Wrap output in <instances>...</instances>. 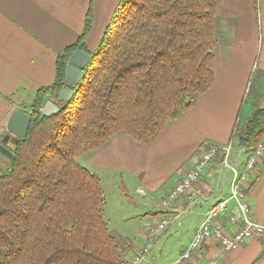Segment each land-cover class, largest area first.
Returning <instances> with one entry per match:
<instances>
[{"label": "trees", "instance_id": "1", "mask_svg": "<svg viewBox=\"0 0 264 264\" xmlns=\"http://www.w3.org/2000/svg\"><path fill=\"white\" fill-rule=\"evenodd\" d=\"M93 3L78 40L58 54L53 83L21 107L32 118L0 173V264H131L105 218L102 178L77 158L121 132L154 143L214 83L221 0H120L91 51ZM77 49L92 55L82 80L43 115ZM261 141L264 106L245 120L237 146L249 152Z\"/></svg>", "mask_w": 264, "mask_h": 264}, {"label": "crops", "instance_id": "2", "mask_svg": "<svg viewBox=\"0 0 264 264\" xmlns=\"http://www.w3.org/2000/svg\"><path fill=\"white\" fill-rule=\"evenodd\" d=\"M119 1L94 0L93 25L87 38L91 51L98 46ZM89 2L0 0V136L6 133V123L12 112L30 105L38 89L53 83L57 56L78 40ZM215 30V79L198 104L170 122L163 134L150 145L140 143L127 133L116 134L98 149L93 163L108 169H124L134 177L142 178L153 169L165 165L172 168L177 165L175 163L182 165L194 157L192 164L167 188L165 198L196 163L203 141L226 144L232 140L240 111L249 98V113L264 106V0H258L257 6L255 0H221ZM249 87L250 95L245 101ZM239 153L241 157L246 156L244 160H238ZM248 155V151L241 154V148H237L233 163L238 161L242 167ZM219 176L222 178L218 179ZM218 177L214 182L219 191L205 189L203 197L195 200L181 197L175 203L170 210L173 219L155 238L152 249L140 264H173L179 259L190 246L207 211L230 193L232 178L229 181V172H219ZM130 186L139 195L145 193L143 187L146 185L140 179L139 182H130ZM247 195L253 217L264 224V171L258 164L249 177ZM160 210L159 218L146 228H140L134 241L124 242L128 256L145 246L149 229L166 216L168 210ZM191 214L196 215L195 225H199L192 228L180 246H170L167 234L176 227L170 230L169 226H174L173 223L182 218L184 222L179 221L176 231L182 230ZM227 217L228 213L224 212L221 220L231 230ZM213 259L215 264H264V234L246 238L232 251H225L215 237L207 238L182 264H207Z\"/></svg>", "mask_w": 264, "mask_h": 264}, {"label": "built area", "instance_id": "3", "mask_svg": "<svg viewBox=\"0 0 264 264\" xmlns=\"http://www.w3.org/2000/svg\"><path fill=\"white\" fill-rule=\"evenodd\" d=\"M233 147L234 141L231 140L226 144H210L202 149L193 167L162 200L161 207L168 210L166 216L149 229L146 245L142 248L140 254L130 262L131 264H140L145 259L146 254L154 245L155 238L164 232L171 219H173L174 216L170 213V210L174 208L175 203L184 196L191 200L203 197L206 195L205 189L211 192L219 191L218 184H215L214 181L219 172L224 170L232 171L228 197L219 199L207 211L190 246L173 264H182L184 260L192 256V253L199 248L205 239L210 237H215L225 251H232L241 246L246 238L264 234V224L253 217L252 207L247 195L249 177L264 153V141L248 152L249 155L240 168L236 167L235 163L230 162ZM243 152L247 151L241 148V154ZM218 157H221L219 165L215 162ZM240 159L241 155L239 153L238 160ZM224 212H229L227 222L231 230H228L221 220ZM215 263L216 261L213 259L207 264Z\"/></svg>", "mask_w": 264, "mask_h": 264}, {"label": "rangeland", "instance_id": "4", "mask_svg": "<svg viewBox=\"0 0 264 264\" xmlns=\"http://www.w3.org/2000/svg\"><path fill=\"white\" fill-rule=\"evenodd\" d=\"M249 90L250 87L246 93L245 101L248 100V97L250 95ZM250 105L251 102L249 98V100L244 103L243 108L240 111L237 120L238 130L234 140V148L230 156V162H233L237 158V141L239 138L240 130L243 127L247 117L251 116L252 114L249 113ZM5 131L7 130L5 129ZM210 142L212 141H203V144L200 146V148L207 147L208 145H210ZM13 144L14 143L9 142V144L7 145L8 148L11 149L10 147ZM97 151L98 150H93L80 155L77 158V162L87 167L90 171L97 173L102 178L103 188L107 196L105 218L109 222L111 231L116 237L118 243L122 246L126 241H134L139 233L140 228H146L150 225L151 222H154L159 218V216L162 214L160 212V209L164 210L161 207V203L164 199L163 196L167 188L172 186L177 178L182 175L183 172L192 164L194 157L189 158V160L187 159L182 165L181 163H175L177 165L172 168L168 165H165L162 168H158L156 170L153 169L149 173H146V175H143L142 178H140L134 177L131 173L124 169H108L101 165H98V163H93V156L97 153ZM245 157V155H242V160H244ZM237 162H235V164H237L236 167L240 168L238 164L239 162ZM258 165L261 171H264V154L258 161ZM7 166L8 162L0 157V173ZM228 172L230 181L232 178V171ZM139 179L141 180V183L146 185L143 187L145 193H142V195L137 194L130 186V182H133V180L139 182ZM226 213L229 214V212ZM195 217V214H191V216L188 217L187 220H185L182 230L179 229L178 231H176V229H178L179 221L184 222L182 218H178L173 223L174 226H169L170 230L173 227H176V229L174 228L173 231H169V234H167L168 236H170V246H180L183 241H186L192 228H195L199 225H195ZM139 241L142 242V240ZM124 246L125 245H123L122 247L124 248ZM142 248L137 253L131 256L127 255L126 248H124L127 260L131 262L137 255L140 254Z\"/></svg>", "mask_w": 264, "mask_h": 264}, {"label": "water", "instance_id": "5", "mask_svg": "<svg viewBox=\"0 0 264 264\" xmlns=\"http://www.w3.org/2000/svg\"><path fill=\"white\" fill-rule=\"evenodd\" d=\"M91 56L89 52L82 49L72 52L66 65V86L57 93L56 97L46 101L40 109L43 115L57 113L60 110L58 103L66 102L72 97L73 90L71 88L82 80ZM31 118L29 112L16 108L6 123L7 131L0 139V157L5 159L8 165L12 163L14 152L7 145L9 142L17 143L27 135Z\"/></svg>", "mask_w": 264, "mask_h": 264}, {"label": "bare ground", "instance_id": "6", "mask_svg": "<svg viewBox=\"0 0 264 264\" xmlns=\"http://www.w3.org/2000/svg\"><path fill=\"white\" fill-rule=\"evenodd\" d=\"M258 145H259V144H258ZM258 145H257V146H258Z\"/></svg>", "mask_w": 264, "mask_h": 264}]
</instances>
